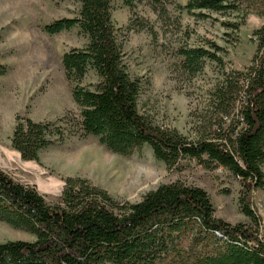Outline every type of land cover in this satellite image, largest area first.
Instances as JSON below:
<instances>
[{
    "label": "trees",
    "instance_id": "trees-1",
    "mask_svg": "<svg viewBox=\"0 0 264 264\" xmlns=\"http://www.w3.org/2000/svg\"><path fill=\"white\" fill-rule=\"evenodd\" d=\"M73 1L79 4L76 17L42 28L49 36L76 28L87 38L84 48L62 56L64 77L75 83L72 98L80 109L78 116L60 120L70 134L94 136L125 157L148 146L168 170L184 161L206 171L225 169L239 181V208L252 224L214 217L207 192L179 181L160 185L131 204L115 200L87 179L67 177L58 202L50 205L34 186L0 170V222L35 238L0 243V264H264V238L257 230L261 222L252 203L264 188V0H187L184 6L176 0H147L165 23L169 6L197 19L208 18L205 12L236 15L222 23L225 41L233 46L249 13L263 19L253 32L256 51L244 71H225L220 56L225 51L213 42L208 48L184 46L175 52L174 69L187 79L201 73L207 62L222 67L193 140L139 112L142 82L123 62L111 17L113 0ZM142 1L122 0L130 10ZM90 69L98 78L94 89L78 87ZM6 73L0 62V76ZM63 138L56 123L17 115L9 143L22 161L37 163L41 151Z\"/></svg>",
    "mask_w": 264,
    "mask_h": 264
},
{
    "label": "rangeland",
    "instance_id": "rangeland-1",
    "mask_svg": "<svg viewBox=\"0 0 264 264\" xmlns=\"http://www.w3.org/2000/svg\"><path fill=\"white\" fill-rule=\"evenodd\" d=\"M176 3L184 6L187 0ZM167 10L169 20L163 23L147 0L135 2L131 10L122 0H113L111 17L123 62L130 75L142 82L139 112L155 125L175 129L193 140L199 115L205 113V101L220 81L222 67L207 62L201 73L187 79L174 69L175 52L184 46L208 48L207 43L213 42L225 51L220 54L225 71H244L256 51L253 32L263 19L249 13L233 46L225 41L222 23L236 15L205 12L208 18L197 19L173 6ZM78 11L79 4L73 0H0V62L7 67V73L0 76L1 167L12 170L16 181L34 186L50 205L58 202L62 180L67 177L87 179L115 200L131 204L160 185L179 181L207 192L214 217L251 225L239 208V181L225 169L206 171L193 161H184L168 170L148 146L125 157L107 150L94 136L70 134V127L60 120L67 114L78 116L80 109L72 98L75 83L64 77L62 56L84 48L87 38L76 28L54 36L42 28L57 19L74 18ZM139 24L146 28L140 29ZM97 82L90 69L77 85L93 90ZM17 115L56 123L64 130L63 140L41 151L37 163L22 161L9 143ZM252 203L261 222L257 230L264 238V188L254 194ZM34 240L30 233L0 222V243ZM183 246L187 248L188 243Z\"/></svg>",
    "mask_w": 264,
    "mask_h": 264
},
{
    "label": "crops",
    "instance_id": "crops-1",
    "mask_svg": "<svg viewBox=\"0 0 264 264\" xmlns=\"http://www.w3.org/2000/svg\"><path fill=\"white\" fill-rule=\"evenodd\" d=\"M19 157V156H18ZM2 166V164H0V170L1 171H4V172H6V173H8L11 177H12V170H10L9 171V169H5V168H3V167H1ZM20 183V182H19ZM22 184V183H21Z\"/></svg>",
    "mask_w": 264,
    "mask_h": 264
}]
</instances>
